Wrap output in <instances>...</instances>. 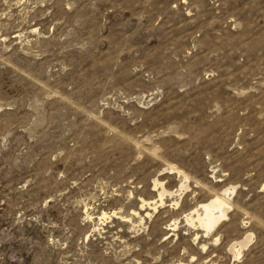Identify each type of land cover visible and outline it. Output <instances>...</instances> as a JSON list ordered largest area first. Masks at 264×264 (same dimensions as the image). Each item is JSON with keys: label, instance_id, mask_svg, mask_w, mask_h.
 Instances as JSON below:
<instances>
[{"label": "rangeland", "instance_id": "obj_1", "mask_svg": "<svg viewBox=\"0 0 264 264\" xmlns=\"http://www.w3.org/2000/svg\"><path fill=\"white\" fill-rule=\"evenodd\" d=\"M0 264H264V0H0Z\"/></svg>", "mask_w": 264, "mask_h": 264}, {"label": "bare ground", "instance_id": "obj_2", "mask_svg": "<svg viewBox=\"0 0 264 264\" xmlns=\"http://www.w3.org/2000/svg\"><path fill=\"white\" fill-rule=\"evenodd\" d=\"M173 168H176V167H172V169ZM177 172L182 173V176H183V180L181 179L182 182H181V184H179L180 187L178 186L179 190L181 191L183 188L188 189L187 188V186H188L187 180H188L189 176H187V174L182 172L180 169H177ZM158 179H156L154 181L155 182L154 184H155V186H158V185L161 186V189H159L160 191L159 190L158 191H159L160 202L163 203L164 195L166 193L169 195L173 194L172 191L174 189L172 191L167 190L164 187L163 183H161L162 180L159 182ZM235 188H236L235 186L232 187L231 188L232 191L230 188H225L223 195H221L222 193H214L212 196H210V198L208 200H206L204 202L201 201L200 204L199 203L197 204L198 206H196L195 208H192L191 211L186 215V220L189 221L193 225L198 224L200 227H202L205 230V232L211 231L212 229H214L216 227V225L221 220L228 217L229 210L233 206V202L230 199V197H231L230 193H233ZM176 190H177V192H180V191H178V188ZM145 204H146V201L144 199L142 206H144ZM147 204H149L148 201H147ZM250 239H251V234L247 233V235L244 236V239H242L240 241L237 240L238 242L231 244L230 247H231V250H233L235 256H239L241 254L242 248L248 244Z\"/></svg>", "mask_w": 264, "mask_h": 264}]
</instances>
